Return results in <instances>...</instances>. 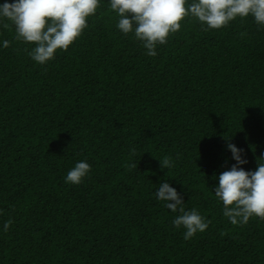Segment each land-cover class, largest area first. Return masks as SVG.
I'll use <instances>...</instances> for the list:
<instances>
[{
  "label": "trees",
  "instance_id": "1",
  "mask_svg": "<svg viewBox=\"0 0 264 264\" xmlns=\"http://www.w3.org/2000/svg\"><path fill=\"white\" fill-rule=\"evenodd\" d=\"M117 22L104 0L46 66L0 27V264H264V219L232 225L213 194L235 164L228 143L245 171L264 163V28L187 18L149 57ZM81 160L89 177L66 183ZM162 180L210 221L204 233L173 227L153 195Z\"/></svg>",
  "mask_w": 264,
  "mask_h": 264
},
{
  "label": "clouds",
  "instance_id": "2",
  "mask_svg": "<svg viewBox=\"0 0 264 264\" xmlns=\"http://www.w3.org/2000/svg\"><path fill=\"white\" fill-rule=\"evenodd\" d=\"M104 0H4L0 3V27L15 30V38L32 45L29 56L41 66L53 61L60 52H67L84 34L89 19L96 16ZM118 17L116 28L131 35L156 57L158 47L169 43L172 35L181 30L187 18H194L205 30H220L236 20L251 17L264 28V0H106ZM8 40H0V48H7ZM235 164L214 179L218 184L214 196L223 205V216L232 225H246L253 217L264 219V163L257 162L255 171H245L243 150L227 144ZM264 160V158H259ZM162 169L175 165L165 156ZM135 166V165H133ZM91 165L81 160L67 172L65 182L81 185L91 173ZM172 214L173 227L183 229L187 241L204 233L210 221L198 209L187 210L183 197L167 180H162L153 193ZM0 211V215H2ZM11 221H5L0 230L7 231Z\"/></svg>",
  "mask_w": 264,
  "mask_h": 264
}]
</instances>
